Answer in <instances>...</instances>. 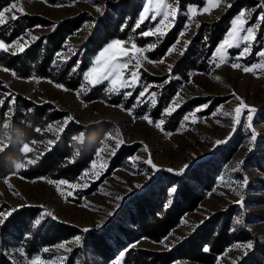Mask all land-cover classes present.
I'll return each mask as SVG.
<instances>
[{
    "label": "rangeland",
    "instance_id": "374dc122",
    "mask_svg": "<svg viewBox=\"0 0 264 264\" xmlns=\"http://www.w3.org/2000/svg\"><path fill=\"white\" fill-rule=\"evenodd\" d=\"M124 1L17 0V8L6 12L5 22L0 24V33L5 37L11 35L13 22L18 17L36 16L49 25L23 29L22 33L10 43L0 40L7 47V50H0V53L3 51L10 54L21 53L14 46V42L18 41V45L24 46L25 50L39 38L52 32L55 24L85 16L86 20L82 27L67 38L63 45L64 50L55 56L56 62L66 63L75 53L80 55L84 53L86 43L97 30L98 21L107 13L115 19L116 13L125 8L122 5ZM235 1L211 0L209 3V0H205L204 6H189L185 12L181 14L178 12L174 19L169 15L164 25H159L160 17L156 20L146 18L143 22L139 21L141 14L146 17L153 14L155 0L151 4L149 0H130V7H137L134 8L131 31L125 39L114 38L101 50L90 55V67L83 73V85L78 90L67 89L50 79L22 78L0 66V79L7 87V91H0L2 99L11 93L20 94L38 105L49 103L56 110L65 113L63 119L46 127L42 132L44 138L35 143L37 148L29 146L30 151L27 153H37L38 150L41 153L43 149H49L70 122L83 126L108 123L107 132L96 151L94 161L76 181H66L68 183L61 185L59 181L46 177L33 180L23 178L19 171L26 163L33 161L31 158L20 162L22 167L19 169L15 167L14 173L0 178V212L9 213L11 210L12 213L14 210L26 208L39 210L37 216L32 219L29 229L31 231L25 233L24 240L17 237L4 239L3 252L14 264H34L37 260L40 264H64L81 246L82 236L78 234L59 243L44 246L39 253L29 256L25 251V240L31 237L32 231H37L46 222L73 226L83 234L88 232L104 234L108 243L116 247L113 241L121 237L116 226L128 225L126 209L132 207L133 201L148 191L160 189L163 182L164 185H170L166 196V205H170L180 180L170 184V180H166V177L180 178L201 166L207 167L204 169L210 171L214 166L217 168L212 172L215 184L211 190L203 192V199L197 208L184 215L178 226L160 242L141 239L130 243L120 252V254L123 252V255H119L108 264H122L124 255L130 248L172 251L194 236L205 223L220 214L228 215L230 231H242L246 233L248 239L231 244L216 258L214 264H244L254 254L259 256L264 264V253L259 252V248L264 247V57L258 55L260 51H264V19H261L264 17V0H254L257 3L255 7L241 9L245 12L242 18L245 23L241 26L252 27L254 41H241L240 47L226 48L225 62L216 67V63H219V54L216 50L228 38L227 34L232 30L233 22L240 18V11L232 19L229 30L214 49L211 57L202 61L204 70L188 69L187 77L174 74L176 64L191 46L200 27L217 20L230 8L228 5H232ZM12 2L13 0H9L0 10L10 6ZM145 7L150 9L149 13H143ZM173 8H177L176 2ZM193 8L196 9L195 12L191 11ZM205 8L208 11H204ZM167 11L171 12L172 9ZM180 15L185 16L186 20L176 42L169 48L172 49L171 53L169 54L168 50L162 58L150 59L148 52L153 49L154 44L139 46L136 41L144 36L136 33L138 29L142 24L145 25L143 32L161 27L166 34L174 27ZM13 16L16 19H12ZM130 19L127 14L121 30L131 21ZM138 23L139 27H136ZM181 33L183 35H180ZM148 37L156 39L162 36L157 33ZM116 40L125 42L123 50L110 48L101 57L100 54ZM132 43H135L141 51L134 52L131 48ZM246 44L250 46V50L242 54ZM124 51L128 52V56L123 55ZM181 52L183 55L180 54ZM113 57L115 62L128 63V68L121 70L123 77L127 78L128 73L132 71L137 72L136 80L131 82L132 86L120 87L118 84L119 91L110 90L111 78L95 85L89 84L85 74L94 66L102 67L105 61L113 62ZM97 60L100 61L99 65L96 63ZM161 60L163 63H159ZM137 63L140 65L139 68L135 67ZM232 64H238L240 67L233 68ZM198 65H201V61H198ZM245 67L252 68V71H243ZM153 79H162V81ZM171 81H177L173 86L175 93L166 104H162L159 116L154 118L151 116L152 111L160 101L162 89ZM101 84L106 86L101 91L99 99L84 100L90 87ZM128 88L131 90L125 92L124 90ZM136 88H140L139 93L129 100ZM142 92L144 96L140 95ZM118 95L120 103L112 104L110 101ZM196 100L203 102L194 104L190 111L182 115L176 130L170 131L165 128L175 112L185 104ZM241 100L246 107L242 109L240 123L236 124L234 110L240 106ZM163 102L165 103L164 100ZM252 108L256 111L251 113L252 120L249 122L247 116L249 109ZM144 116H148L153 123L142 119ZM185 117L188 119L186 120ZM157 123H161L160 128L156 127ZM253 133L255 140L251 138ZM80 136V134L76 135V137ZM49 141L52 143H48ZM118 141L121 142L119 147L116 146ZM216 141H224V143L218 145ZM4 145L5 141H1L0 150ZM124 147L133 149L132 154L125 158L121 167L110 170L112 160ZM148 159H151L155 168L152 164L146 163ZM245 177L248 183L241 187L237 182H242ZM69 184L75 187H69ZM173 188H175L174 192ZM90 189L92 191L89 192ZM237 192L243 195V207ZM11 213L6 218L0 217V225ZM37 220L40 221L39 224L35 223ZM248 243L252 244L251 248L245 246ZM61 244L63 247H60ZM45 249L47 251H44ZM78 253L92 252L80 250ZM90 259L88 254L86 261ZM80 263L78 259L77 264ZM175 264L202 263L179 260Z\"/></svg>",
    "mask_w": 264,
    "mask_h": 264
},
{
    "label": "trees",
    "instance_id": "16d2710c",
    "mask_svg": "<svg viewBox=\"0 0 264 264\" xmlns=\"http://www.w3.org/2000/svg\"><path fill=\"white\" fill-rule=\"evenodd\" d=\"M8 1L2 0L0 9L6 6ZM204 4L205 0H176V7L180 14L185 12L189 6L202 7ZM256 4L254 0H236L217 20L203 24L187 52L176 64L174 74L178 73L187 77L188 69L204 70L202 61L211 57L214 49L229 30L232 19L239 14L241 9L252 8ZM122 5L125 8L116 13L115 19L107 13L98 21L97 30L86 43L84 53L81 55L75 53L66 63L56 62L55 56L64 50L63 45L67 38L82 27L86 20L85 16L55 24L52 32L39 38L37 42L28 46L21 53L1 52L0 66L13 71L22 78L50 79L67 89L78 90L83 85V73L90 67V55L101 50L114 38L125 39L131 31L134 8L137 7H130V0H125ZM136 11L138 10L136 9ZM127 14L131 21L121 30L122 22ZM185 20L186 17L180 15L174 27L164 36L156 39L139 37L136 43L141 47L153 43L154 47L148 52V57L150 59L162 58L176 42ZM13 25L11 35L5 37L0 33V40L10 43L22 33L23 29L38 25L48 26L49 23L36 16H23L18 17ZM144 26L142 24L136 33L141 34ZM198 61H201V65H198ZM153 80L162 81V79ZM175 83L177 81H171L163 87L160 101L152 111V117L159 116L162 104H166L171 95L175 93V87H173ZM105 86V84H101L90 87L84 100L99 99ZM130 90L128 88L124 91L129 92ZM0 91H7V87L1 79ZM139 91L140 88H136L129 100H132ZM1 97L2 95H0ZM3 100L4 103L0 104V142L5 141V145L0 150V178L14 173L15 163L17 161L24 162L26 158H31L33 161L26 163L19 174L30 180L46 177L55 181L73 182L90 167L107 132L108 123L101 122L83 126L70 122L49 149H43L41 153L39 150L37 153H24L22 151L24 144L37 148L35 143L44 138L42 132L51 123L63 119L65 113L56 110L49 103L38 105L20 94L11 93ZM9 101L13 102L9 103ZM119 101L120 96L118 95L110 102L119 104ZM202 102V100H196L185 104L170 117L165 128L170 131L176 130L182 115L190 111L194 104ZM79 134L83 135V140L80 143L75 139ZM132 150L122 148L112 160L110 170L121 167L125 158L132 154ZM204 168L207 167L196 168L180 178L166 177V180H170V184L175 180H180L170 205H166L167 190L170 185H164L163 182L160 189L148 191L133 201L132 207L126 209L129 218L128 225L116 226L121 234V237L113 241L116 247L108 243L104 234L92 232L83 234L73 226L46 222L37 231H32L31 237L25 240V251L29 256H33L39 253L44 246L53 245L70 236L80 234L82 236L81 246L70 255L64 264H77L78 259H80V264H108L118 257L130 243L141 239L160 242L178 226L184 215L197 208L203 199V192L211 190L214 186L215 177L212 172L216 170L217 166H214L212 171ZM38 211L37 208L14 210L8 219L0 225V264H14L3 252L4 239L17 237V239L24 240L25 233L31 231L29 230L30 224L32 219L37 216ZM227 216L220 214L212 218L194 236L169 252L130 248L125 253L122 264H175L179 260L214 264L216 258L231 244L248 239L246 233L242 231H230ZM205 249L208 250L205 251ZM80 250H90L92 253H78ZM259 252L264 253V247L259 248ZM88 254L91 257L90 261H86ZM244 264H263V261L254 254Z\"/></svg>",
    "mask_w": 264,
    "mask_h": 264
},
{
    "label": "snow or ice",
    "instance_id": "6c2138e0",
    "mask_svg": "<svg viewBox=\"0 0 264 264\" xmlns=\"http://www.w3.org/2000/svg\"><path fill=\"white\" fill-rule=\"evenodd\" d=\"M176 2V0H155V9L153 10V14L150 17H146L144 14H141L139 17V21L143 22L146 18H151L152 20H156L157 17H160V19L158 20V24L159 25H164V22L166 20H168L169 15H171L173 17V19L175 18V16L178 14L179 9L178 8H173V4ZM217 2H219V0H217ZM153 3V0H149V4ZM209 3H211V0H209ZM229 7L231 5H228ZM17 8V0H13V2L11 3L10 6L4 8L3 10H0V24H3L5 22V13L6 12H10L12 11V9ZM167 9H172L171 12L167 11ZM20 11H23L22 9H19ZM99 10V9H97ZM150 9L148 7H145L143 9V13H149ZM192 12H195L196 9L193 8L191 9ZM204 11H208L207 8L204 9ZM240 18L236 19L233 22V28L231 31L228 32L227 34V39L224 40L223 43H221L219 45V47L217 48V53L219 54V63H216V67H219L220 64L225 62V49L226 48H230V47H240V42H248V41H254L255 37L253 35V29L252 27H247L244 28L241 25L243 23H245V21L242 19L245 16V12L242 10L241 13L239 14ZM12 19H16L15 16L12 17ZM261 19H264V17H261ZM136 27H139V23L136 25ZM165 27H167V25H165ZM157 33H159L160 36L165 35V32L162 31L161 27H156L154 30H148L145 31L143 33H141L142 36L144 37H148V36H154ZM240 33H243V35H239ZM180 35H183V33H181ZM33 39H38V37H33ZM235 41V43H234ZM125 42H122L120 40H116L114 41L112 44L109 45V48H106L104 50V52H102L100 55L101 57L104 56L105 52L109 51L110 48H118L123 50V45ZM177 43H179V41H177ZM14 46L17 47V50L22 52L24 50V46L22 45H18V41L14 42ZM131 48L134 52H140L141 49H139L137 47V45L135 43L131 44ZM0 50H7L6 45L3 42H0ZM250 50V46H248L246 44V46L242 49V54L243 53H248ZM172 49L169 50V54L171 53ZM15 54V52L13 53ZM181 55H183V52L180 53ZM124 56H128V52L124 51L123 52ZM259 56L264 57V51H260L258 53ZM113 62H108L105 61L102 67H93L88 73L85 74V79L89 84L95 85L96 83H100L103 82L104 80H108L109 78H111L110 83L112 85V89L110 90H115V91H119V88L117 87V85L119 84L120 87H131V82H134L137 78V72L136 71H132L130 73H128L127 78L123 77L121 75V70L122 69H127L128 68V63L126 62H115V57L112 58ZM97 65L100 64V61L97 60L96 61ZM159 63H163V60L159 61ZM136 68H139L140 65L139 63H137L135 65ZM233 68H238L240 67L238 64H232ZM243 71L245 72H249L252 71V68L250 67H245L243 69ZM129 93H126V95H128ZM141 96H144V93L142 92L140 94ZM236 99H240L239 97H236ZM13 101H9V103H12ZM155 101H153L154 103ZM4 100L2 98H0V104H3ZM245 104L244 102L241 100L240 102V106L235 108V118H234V122L236 124L240 123V116H241V112L242 109L245 108ZM256 110L254 108L249 109V114L247 116V120L249 122H251L252 120V115L251 113L255 112ZM225 115H230V113H225ZM142 119L147 120L149 123H153L148 116H144L142 117ZM185 119L187 120L188 117H185ZM162 123V122H161ZM161 123H157L156 127L160 128L161 127ZM249 127H251V123H249ZM252 140H255V134L253 133L252 135ZM77 140V142H80L83 140V135L81 134L80 137H76L75 138ZM48 143H52L51 141H49ZM120 141L117 142V147L120 146ZM224 143V141H216V144H221ZM22 151L27 153L28 151H30L29 145L28 144H24ZM145 151H147V149L145 148ZM32 161H29V163H31ZM146 163L148 164H152L151 159H148L146 161ZM15 167L17 169L21 168L22 165L21 164H16ZM93 167H95V164L93 165ZM152 167L155 168L156 166L154 164H152ZM169 171H172L171 169H169ZM86 175V174H85ZM83 178V177H82ZM51 183V181H50ZM68 182L66 181H59V184L63 185L66 184ZM240 184L241 187H244L247 185L248 181L247 178L245 177V179L242 182H237ZM69 187H75V185L69 184ZM172 191H175V188L172 189ZM69 195H71V193H69ZM237 195L240 196V203H241V207H243L242 201H243V195H241L240 192H237ZM11 213V210L9 211V213H3L0 212V217H5L7 215H9ZM50 215V213L48 214ZM55 218V217H53ZM39 220H37L35 223L39 224ZM239 222V221H238ZM78 239V238H77ZM248 248L252 247L251 243H248L245 245ZM60 247H63V244L60 245ZM208 249H205V251H207ZM44 251H47V249H45ZM124 253L122 252L120 255H123ZM34 264H40V262L37 260L34 262Z\"/></svg>",
    "mask_w": 264,
    "mask_h": 264
},
{
    "label": "clouds",
    "instance_id": "9594fccd",
    "mask_svg": "<svg viewBox=\"0 0 264 264\" xmlns=\"http://www.w3.org/2000/svg\"><path fill=\"white\" fill-rule=\"evenodd\" d=\"M16 164H21V163H20L19 161H17V162L15 163V165H16Z\"/></svg>",
    "mask_w": 264,
    "mask_h": 264
}]
</instances>
